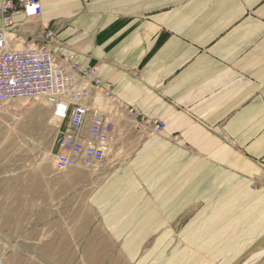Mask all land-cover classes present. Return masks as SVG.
<instances>
[{"label":"crops","instance_id":"1","mask_svg":"<svg viewBox=\"0 0 264 264\" xmlns=\"http://www.w3.org/2000/svg\"><path fill=\"white\" fill-rule=\"evenodd\" d=\"M38 1L8 48L54 31L53 55L96 66L138 115L118 119L97 180L68 170L25 200L41 262L264 264V0Z\"/></svg>","mask_w":264,"mask_h":264},{"label":"built area","instance_id":"2","mask_svg":"<svg viewBox=\"0 0 264 264\" xmlns=\"http://www.w3.org/2000/svg\"><path fill=\"white\" fill-rule=\"evenodd\" d=\"M16 14L39 17V1L0 0V103L39 99L58 122H64L51 159L54 171L105 168L116 140L118 119L125 115L137 118V113L102 84L96 66H81L72 55L55 57L50 50L54 31H48L39 43L9 49L6 29ZM141 121L151 136L165 130L162 122Z\"/></svg>","mask_w":264,"mask_h":264},{"label":"rangeland","instance_id":"3","mask_svg":"<svg viewBox=\"0 0 264 264\" xmlns=\"http://www.w3.org/2000/svg\"><path fill=\"white\" fill-rule=\"evenodd\" d=\"M63 127L39 99L0 103V264H43L41 257L47 256V236L31 229L27 198L42 186L74 176V171L58 174L51 166ZM132 148L126 147L125 157ZM92 170L97 180L101 169Z\"/></svg>","mask_w":264,"mask_h":264},{"label":"bare ground","instance_id":"4","mask_svg":"<svg viewBox=\"0 0 264 264\" xmlns=\"http://www.w3.org/2000/svg\"><path fill=\"white\" fill-rule=\"evenodd\" d=\"M54 126V125H53Z\"/></svg>","mask_w":264,"mask_h":264}]
</instances>
